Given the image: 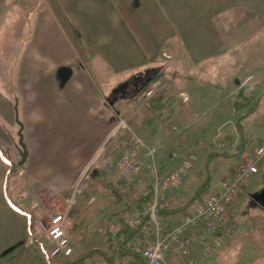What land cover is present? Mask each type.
Here are the masks:
<instances>
[{
    "label": "crops",
    "instance_id": "crops-1",
    "mask_svg": "<svg viewBox=\"0 0 264 264\" xmlns=\"http://www.w3.org/2000/svg\"><path fill=\"white\" fill-rule=\"evenodd\" d=\"M207 2L0 0V147L11 150L21 124L30 175L47 190L60 189L65 195L62 212L71 207L68 219L82 214L87 205L99 210L97 203L102 206L114 198L123 206L136 192V184L125 188L117 183L116 164L128 140L126 127L145 142L140 155L145 185L140 186L149 191L155 177L171 172L186 157L182 150L197 142L191 130L196 118L211 107L224 112L218 110L221 101L236 95L244 84L236 83L237 77L256 59L247 55L253 45L248 48L244 36L256 35L264 16L251 4L234 22L238 58L228 63L234 70L226 85L220 76L226 67L220 60L227 50L221 31L225 23L223 29L214 25L225 0L214 2L213 14L204 7ZM195 4L201 12L196 13ZM207 15L209 30L203 28ZM200 21L203 30L195 28ZM157 78L166 80L170 89L146 104L145 90ZM162 97L168 102L161 108ZM235 100L231 119L218 127L214 141L201 152L205 163L215 152L233 160L224 181L247 152L264 146L247 148L236 124ZM223 128L227 129L219 134ZM5 164L0 155L3 176H7ZM203 172L204 168L184 176L170 190L169 204L185 203L188 199L182 195L193 184L201 185ZM188 177L191 180L186 181ZM85 185L88 198L83 195ZM74 188L78 190L69 205Z\"/></svg>",
    "mask_w": 264,
    "mask_h": 264
},
{
    "label": "rangeland",
    "instance_id": "rangeland-1",
    "mask_svg": "<svg viewBox=\"0 0 264 264\" xmlns=\"http://www.w3.org/2000/svg\"><path fill=\"white\" fill-rule=\"evenodd\" d=\"M216 1L208 0L204 4L209 14L215 12V7L213 6L216 5L214 3ZM251 4L261 16H264V0H225V3L221 5L223 7L220 8V6V10L214 16L215 26L221 27L222 23H225L224 30L221 31L224 33V38L226 39L227 50L220 60L225 62L226 67L224 72L220 73V76L223 75L225 77L226 85L230 83L231 78L229 76L234 70V67L229 66L230 64L228 63L231 62L232 64V61L238 58L235 57L238 50L236 47H233L235 37L233 25L235 21H238L246 7H250ZM195 5L197 7L196 13L201 12L202 8H198L197 4ZM68 7L69 5L66 6L67 10ZM68 14L72 13L68 12ZM208 19L209 15L204 19V27L202 21H200L202 26L195 25V28L197 30H203V28L209 30ZM126 21L130 26V20ZM221 29L223 28L221 27ZM131 30H136V28L131 26ZM244 39H247L244 42H248V48H250L251 44L253 45L251 52H248L247 55L256 57L254 65L250 68H242V73L237 77L238 80L236 82H244L240 87L242 90L239 91L240 89H238L236 95H228L221 101L222 104L218 106V110L223 108L224 112L218 113L219 111L216 108L213 109L211 107L205 114L198 116L196 118L197 121L192 124L191 130L195 134L194 139L197 142L190 143V145L182 150V153L186 156L193 154L197 156V160L184 176L189 172L195 175L202 168L205 171L206 164L201 155L202 147L214 141V133H216L218 127L226 124L231 119L232 100L237 97L239 98V96L242 99L246 96L249 97L248 99L252 98L253 101L260 100L258 110L246 117L247 119L245 118L246 125L244 127L246 135L244 136L247 140V148L264 145V82L262 81L264 78V25L258 27L256 35H245ZM257 44L258 47L256 48ZM226 129L223 128L218 133L222 134V131ZM18 132L15 135L14 142H12L13 144L9 146L11 150L8 147L3 149L0 147V155L4 158V162L7 163L4 165L7 176H3L0 173V264H62V258H51L49 256L50 242L40 235L39 228L41 223L49 226L50 218L62 213V205L64 203L61 199L65 198V195L61 194L60 189L57 187L56 189L51 188L47 190L40 186L38 180L31 177V170H29L27 161L23 166L18 165L21 160ZM171 149L172 146L169 147V157L174 153V150ZM251 151L247 152L243 157L248 158ZM172 160L174 161L173 157ZM11 161L17 165L15 168L11 167ZM153 162L154 157H150L152 172L154 167ZM232 163L233 160L231 158L225 157L216 158L212 161L209 171V176L212 177L210 189L215 190L219 187L226 177L228 167ZM203 173L207 175V172ZM184 176L180 178V181L184 180ZM189 178L185 180L189 181ZM202 182L200 178L199 184ZM144 183V178L140 176L131 182V185H137V189L135 188L136 192L130 193L129 200L123 206L120 204V199L114 198L115 201L111 200V202L109 201V203L102 206L99 205L100 203H97V207H101L99 210L94 207V204H86L87 206L83 207L84 209L82 208V214L76 218L74 217L75 214L71 216L69 222L73 225L69 229V233L74 247L72 258L90 249H104L106 247L104 235L106 230L112 231L118 226L119 218H121L125 211L128 212L131 200L141 195L140 192L145 191L140 186V184L145 185ZM197 187L198 183L193 184L188 189V192L182 195L183 200L189 199ZM85 188L86 185L84 186L83 195L88 198L90 194H88ZM138 189L140 191L137 193ZM263 189L264 164L259 166V172L244 185L237 200L234 215L242 222L241 228L231 238V243L229 242L230 244L228 243L226 247L217 252L208 264H264V209L260 205L251 202L249 197V194L257 193ZM15 206L31 213L34 220L32 234L28 230V218L26 215L18 212ZM83 220L85 225L81 227ZM37 238H41L45 249L41 246V243L36 241ZM85 264H102V260L97 258Z\"/></svg>",
    "mask_w": 264,
    "mask_h": 264
},
{
    "label": "built area",
    "instance_id": "built-area-1",
    "mask_svg": "<svg viewBox=\"0 0 264 264\" xmlns=\"http://www.w3.org/2000/svg\"><path fill=\"white\" fill-rule=\"evenodd\" d=\"M168 90L166 81H154L145 92V100L150 101ZM121 125L126 126L123 122ZM126 129L127 146L118 159L116 170L118 183L128 186L141 174L140 154L145 142L134 130ZM196 160L195 155H188L168 174L156 176L151 190V205H143L139 210L126 213L122 222L111 231L113 235L117 234L121 224L136 228L148 217V224L131 242L132 251L144 259L143 264H205L241 228L242 222L234 217V210L244 185L259 172V165L264 161V146L244 158L219 188L202 195L190 208L176 216L162 219L157 213L159 208L170 206V190L177 186ZM77 190H72L67 201L69 205H72ZM70 208L68 206L66 212L52 216L49 226L41 223L39 228L40 235L50 242L52 258L65 259L74 254L69 235ZM167 225L172 227L166 228ZM102 264L107 263L102 261Z\"/></svg>",
    "mask_w": 264,
    "mask_h": 264
},
{
    "label": "trees",
    "instance_id": "trees-1",
    "mask_svg": "<svg viewBox=\"0 0 264 264\" xmlns=\"http://www.w3.org/2000/svg\"><path fill=\"white\" fill-rule=\"evenodd\" d=\"M241 90L242 88L239 91ZM248 98L249 97L244 96V99H245L244 100L242 99V97L239 96V98L237 97L233 104V107L235 110L236 124H237V128L241 136L245 135V128L243 126V122L245 118L255 113L260 107V100L253 101L252 98L250 99ZM167 102L168 100L162 97V100L160 102L161 108L164 107ZM218 157H227V156L226 154L222 152L220 153L215 152L212 158L206 161L204 172H207V175H205V178L203 179V182L201 183V185L193 192L191 197L185 203H183L182 205L170 206L167 208H159V211L157 213L162 219L168 220L170 219V217L177 215L183 212L184 210L190 208L199 197H201L203 194H205L210 189L212 177L209 176L210 174L209 171L211 168L212 161ZM10 164H11V167H14V168L15 166H17L12 161ZM263 164H264V161L260 165H263ZM151 203H152V193H151V190H149L147 195H140L138 198H136L132 202L131 211L140 209L142 205H151ZM15 209L18 212L22 213L23 215H26V217L28 218V224H29L28 230L32 234L33 233L32 226H33L34 220H33L31 213L26 212L24 209H21L18 206H15ZM147 224H148V217H145L143 219L142 224L136 228H131L126 225H122V228L120 229V231L115 235H113L110 231H107L106 237H105L106 247L104 249H90L87 252L82 253L79 256H76L74 258L62 259L63 260L62 264H85L88 261H91L97 258L101 259L107 264H143L144 259L136 255L132 251L131 242H132V239L135 237V235L140 231V229ZM169 227H172V225L166 226V228H169ZM36 241L41 243V246L45 249L41 238L40 239L37 238Z\"/></svg>",
    "mask_w": 264,
    "mask_h": 264
},
{
    "label": "water",
    "instance_id": "water-1",
    "mask_svg": "<svg viewBox=\"0 0 264 264\" xmlns=\"http://www.w3.org/2000/svg\"><path fill=\"white\" fill-rule=\"evenodd\" d=\"M22 130H23L22 125L20 124L18 136H19V146H20L19 152H20L21 160L18 163L19 166H23L28 158V150L24 141V135L22 133ZM254 200L264 209V189L260 193L254 196Z\"/></svg>",
    "mask_w": 264,
    "mask_h": 264
},
{
    "label": "flooded vegetation",
    "instance_id": "flooded-vegetation-1",
    "mask_svg": "<svg viewBox=\"0 0 264 264\" xmlns=\"http://www.w3.org/2000/svg\"><path fill=\"white\" fill-rule=\"evenodd\" d=\"M261 191H262V190H261ZM261 191H259V192H257V193H254V194H251V195L249 194V197H250L251 202L258 204V203L254 200V196L257 195L258 193H260ZM258 205H259V204H258Z\"/></svg>",
    "mask_w": 264,
    "mask_h": 264
}]
</instances>
